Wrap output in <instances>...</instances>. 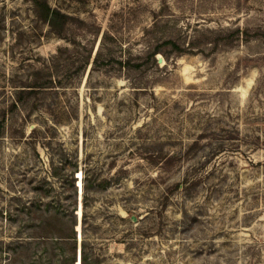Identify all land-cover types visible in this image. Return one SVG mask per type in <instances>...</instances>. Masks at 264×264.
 Here are the masks:
<instances>
[{
	"label": "rangeland",
	"instance_id": "1",
	"mask_svg": "<svg viewBox=\"0 0 264 264\" xmlns=\"http://www.w3.org/2000/svg\"><path fill=\"white\" fill-rule=\"evenodd\" d=\"M47 2L0 0V264H264V0Z\"/></svg>",
	"mask_w": 264,
	"mask_h": 264
},
{
	"label": "trees",
	"instance_id": "2",
	"mask_svg": "<svg viewBox=\"0 0 264 264\" xmlns=\"http://www.w3.org/2000/svg\"><path fill=\"white\" fill-rule=\"evenodd\" d=\"M34 4H35L36 12L38 16L40 17V19L43 20L45 23H47L54 31L61 32L65 29L66 15L64 13H62L59 9H56L50 6L47 0H34ZM171 43L175 44V42L173 41H171ZM155 61H157V59ZM57 65L58 63H56V66ZM52 81L53 79H51V82ZM28 91L29 93H35L37 91V88H31ZM42 222H46L47 224L48 219L44 218ZM84 246L85 245L83 244V250H84ZM83 260H84V257H83Z\"/></svg>",
	"mask_w": 264,
	"mask_h": 264
},
{
	"label": "water",
	"instance_id": "3",
	"mask_svg": "<svg viewBox=\"0 0 264 264\" xmlns=\"http://www.w3.org/2000/svg\"><path fill=\"white\" fill-rule=\"evenodd\" d=\"M158 61H159V62H162V59H161V58H159V59H158ZM80 260H81V258H80Z\"/></svg>",
	"mask_w": 264,
	"mask_h": 264
},
{
	"label": "bare ground",
	"instance_id": "4",
	"mask_svg": "<svg viewBox=\"0 0 264 264\" xmlns=\"http://www.w3.org/2000/svg\"><path fill=\"white\" fill-rule=\"evenodd\" d=\"M80 258H81V256H80Z\"/></svg>",
	"mask_w": 264,
	"mask_h": 264
}]
</instances>
